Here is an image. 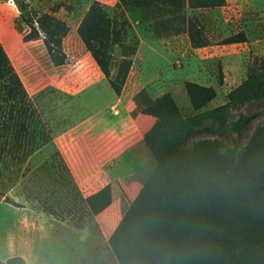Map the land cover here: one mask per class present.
<instances>
[{
    "label": "trees",
    "instance_id": "trees-1",
    "mask_svg": "<svg viewBox=\"0 0 264 264\" xmlns=\"http://www.w3.org/2000/svg\"><path fill=\"white\" fill-rule=\"evenodd\" d=\"M118 1L129 8L140 6L151 18L155 35L185 32L190 45L197 47L206 45L208 38L198 17L186 8L215 7L225 0ZM13 2L30 28L27 37L40 33L52 63H63L61 38L67 24L48 12L33 16L26 0ZM127 28L126 17L109 15L98 0L89 2L76 25L82 44L115 94L136 50L137 41L130 39ZM243 40L241 30L220 39ZM183 88L193 110L188 114H181L168 91L140 109L157 118L143 137L154 160L109 233V250L118 264H264V107L263 117L242 141L237 136L252 114L230 112L250 101H264L263 60L251 56L244 77L216 105L204 107L215 95L213 86L184 80ZM0 95L1 153L21 146L32 111L31 99L1 44ZM200 131L205 135L193 137ZM62 167L75 187L65 164ZM110 200L109 182L81 197L92 214ZM0 264H24V258L8 255Z\"/></svg>",
    "mask_w": 264,
    "mask_h": 264
},
{
    "label": "rangeland",
    "instance_id": "rangeland-1",
    "mask_svg": "<svg viewBox=\"0 0 264 264\" xmlns=\"http://www.w3.org/2000/svg\"><path fill=\"white\" fill-rule=\"evenodd\" d=\"M90 1L26 0L33 16L48 12L67 24L61 46L65 53L63 63L69 64L59 72L53 69L55 80L46 84L45 71L51 74L50 67L56 64L50 60L41 34L27 37L30 28L20 18L13 0L12 3L0 0V44L32 102V111L26 118L28 132L21 146L0 153V190L5 196L0 198V259L19 254L24 264H118L109 250L107 237L137 192L154 157L138 145L135 153L126 152L123 168L114 161L106 164L102 168L105 172L100 173H106L110 180L111 203L104 211L92 214L82 206L85 192L70 183L62 167L66 163L51 139L56 132L88 117L96 103L105 98L103 93L83 96L67 89L73 78L84 75V58H91L76 32ZM98 1L109 15L127 18L130 39L137 41L134 54L139 56L148 47L154 59L143 64L135 57L123 95L130 93L129 80L135 84L133 76L139 69L136 84L148 86L147 101L167 90L184 115L193 111L183 88L184 80L215 88V95L204 106L209 107L226 99V92L244 77L251 56L260 57L264 68V0H225L215 7L186 8L188 14L198 17L208 38L206 45L197 47L190 45L185 32L155 35L151 18L140 6L129 8L118 0ZM240 30L245 40L221 43L223 36ZM14 37L18 42L15 47ZM117 50L114 49L116 55ZM79 60L82 65H74ZM47 64L49 68L45 67ZM38 67L43 69L40 87L35 89L31 74ZM100 77L103 80L104 76ZM3 105L0 95V106ZM263 107L264 101L258 100L231 108L232 115L239 110L252 114L247 128L237 136L240 141L248 135L253 123L263 117L260 112ZM117 108L118 103L110 110L114 113ZM93 119L89 117L86 122ZM205 133L200 131L193 137Z\"/></svg>",
    "mask_w": 264,
    "mask_h": 264
},
{
    "label": "crops",
    "instance_id": "crops-1",
    "mask_svg": "<svg viewBox=\"0 0 264 264\" xmlns=\"http://www.w3.org/2000/svg\"><path fill=\"white\" fill-rule=\"evenodd\" d=\"M14 40L15 42L13 43L15 44H13V47L18 43L17 38ZM135 57L143 64L154 62L148 47H145L144 51L139 56L135 54L132 55L130 68ZM65 64L69 63L66 62ZM65 64L52 65V67H50L52 72L51 70L49 71L51 74H47L45 71L44 75H46L45 77L47 78L44 79L46 80L45 83L53 82V80H55L53 69L59 72V69L65 66ZM76 64L82 65L81 60L76 61L74 65ZM94 65L93 59L86 56L83 63L84 75H82V78H73L71 80L72 83H69L67 89L73 91L77 95L83 96H95L97 93H103L105 98L99 100V103H96L90 110L88 117L56 132L51 137L66 163L74 183L80 191L85 192L84 195L95 191L97 188L110 181L106 173H100V171L105 172V169L102 168L109 162L114 161L115 164H118L117 167L123 168L127 161L125 157L126 152L135 153L137 151L135 147L138 145L141 146L142 151L144 150L149 153L143 141V137L156 124L157 118L142 113L140 109L155 100L163 92L167 91L163 90L155 98L147 101L148 86L136 84L141 74V71L138 69L139 71L136 70L137 73L135 72L133 76V82L135 84H132L129 80L128 87L130 88V93L128 95H123L122 91L131 70H129L126 75L120 93L115 94L110 87H104L105 84L108 85V82L105 77H103V80L101 79L100 75L102 74L96 70L97 68H95ZM45 67L49 68V64ZM42 69L43 67L35 68L31 74V82L35 89L40 87L38 85L40 84V76L42 75L40 70ZM88 69L90 71L94 70L95 72L92 74V72L90 73L87 71ZM79 71H81V68ZM116 103H118V108L115 109L116 112L113 113L110 109L114 107ZM89 117H94L91 123L86 122ZM108 169L109 168H106V171ZM139 185L140 184H138L137 189ZM110 203L101 211H104Z\"/></svg>",
    "mask_w": 264,
    "mask_h": 264
},
{
    "label": "built area",
    "instance_id": "built-area-1",
    "mask_svg": "<svg viewBox=\"0 0 264 264\" xmlns=\"http://www.w3.org/2000/svg\"><path fill=\"white\" fill-rule=\"evenodd\" d=\"M8 1V3H12V0H7Z\"/></svg>",
    "mask_w": 264,
    "mask_h": 264
}]
</instances>
